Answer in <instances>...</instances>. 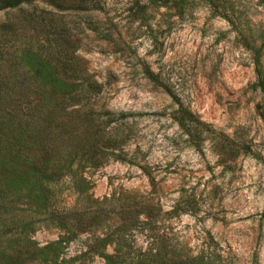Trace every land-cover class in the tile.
<instances>
[{"label": "rangeland", "instance_id": "rangeland-1", "mask_svg": "<svg viewBox=\"0 0 264 264\" xmlns=\"http://www.w3.org/2000/svg\"><path fill=\"white\" fill-rule=\"evenodd\" d=\"M58 1L0 10V26L38 49L51 37L31 17L67 28V71L95 84L89 106L125 159L43 177L0 121V262L264 264V0Z\"/></svg>", "mask_w": 264, "mask_h": 264}, {"label": "trees", "instance_id": "trees-1", "mask_svg": "<svg viewBox=\"0 0 264 264\" xmlns=\"http://www.w3.org/2000/svg\"><path fill=\"white\" fill-rule=\"evenodd\" d=\"M37 1L55 11L68 9L58 0H0V10L16 9ZM35 21L31 17L30 34L50 35V40L43 41L47 47L38 49L28 42H18L22 31H10L8 24L0 26V37H9L5 43L10 44L0 48V121L1 126H9L19 139L15 151L18 154L21 147L25 148L30 170L42 173L43 177L54 176L52 170L47 169L51 163H69L73 157H89L93 165H101L105 157L124 160L125 156L118 148L121 142L114 138L116 135L105 137L106 130L101 128L99 116L92 113L89 106L95 84L88 82L81 72L67 71L75 60L67 28L63 25L57 29L47 28ZM24 62L28 70L20 72L18 67ZM148 75L153 79L151 72ZM258 86L264 98V81H259ZM186 115L190 124H200L192 114ZM124 116L119 114L121 119ZM180 123L184 128L185 125ZM70 215L60 214L57 219L65 221L62 225L66 226ZM141 225L150 226L151 222L145 220ZM153 258L155 254L141 251L130 262H121L118 254L107 256L105 260L106 264H154ZM193 260L186 263L192 264ZM0 264L16 262L11 257Z\"/></svg>", "mask_w": 264, "mask_h": 264}]
</instances>
